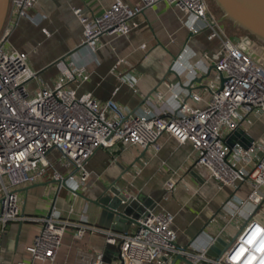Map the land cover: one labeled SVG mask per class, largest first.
<instances>
[{
  "label": "built area",
  "instance_id": "built-area-1",
  "mask_svg": "<svg viewBox=\"0 0 264 264\" xmlns=\"http://www.w3.org/2000/svg\"><path fill=\"white\" fill-rule=\"evenodd\" d=\"M37 1L9 0L0 31V231L11 222L39 223L38 233L25 248L29 255L27 264H52L69 227L75 229L76 238L96 232L104 236L107 244L117 245L118 258L110 264H176L178 260H185L183 264H264V226L251 218L220 255L213 258L206 254L208 248L194 252L176 246L177 231L172 228L174 217L169 212H148L138 221L133 234L70 222L54 209L40 217L21 214L16 190L42 175L49 165L46 156L50 151H58L79 173L80 182H84L90 176L85 164L97 150L139 146L156 154L160 150L158 140L164 134L178 144L189 142L195 164L219 188H236L248 181L253 190L247 202L259 207L264 201V143L250 172L244 165L251 163L254 146L243 149L240 145L228 148L224 144V138L241 129L249 115L264 114V66L253 60L251 51L244 47L251 46L247 39L234 42L220 20L209 11L206 0H141L142 5L134 8L116 0L98 17L83 16L79 8L73 10L81 25L80 44L73 48L74 52L84 49L93 55L100 37L128 36L138 26L134 18L157 2H165L200 22L199 26H190L191 34L204 28L208 32L207 40L219 42L223 55L213 65L217 79L207 84L209 96L203 108L188 105L175 91V85L164 83L172 98L179 100L176 106L167 107L165 94L157 91L154 102L145 100L141 110L133 114L126 113L111 100L101 104L90 94L77 96L70 84L87 81L89 72L73 59L63 66L53 88H40L33 93L28 90L27 84L36 78V73L28 66L27 54L10 46L9 37L15 18H27ZM186 53L183 49L175 61L191 77L193 68L185 62ZM203 57L208 59L207 54ZM119 81L131 82L129 78ZM185 94L195 103L202 101L197 92ZM239 164L243 166L238 167ZM73 177L69 175L67 179ZM52 178L59 188L66 182L57 172ZM174 185L171 180L165 182L164 191H172ZM122 195L125 199L133 197L127 190ZM72 212L70 207L69 213ZM84 260L85 264H109L101 254Z\"/></svg>",
  "mask_w": 264,
  "mask_h": 264
},
{
  "label": "crops",
  "instance_id": "crops-1",
  "mask_svg": "<svg viewBox=\"0 0 264 264\" xmlns=\"http://www.w3.org/2000/svg\"><path fill=\"white\" fill-rule=\"evenodd\" d=\"M115 1L38 0L27 18H15L9 44L27 54L28 66L36 73V78L27 84L28 90L33 93L40 88H53L63 66L73 59L89 72L87 81L70 84L77 96L90 94L101 104L111 100L133 114L141 110L145 100L154 102L157 91L165 94L167 107L174 108L179 100L167 92L164 83H169L175 85V91L188 105L203 108L209 96L207 84L217 79L213 65L223 51L218 41L207 40L206 29L191 34L190 26H199L200 22L165 2H157L137 15L134 21L138 26L128 36L100 37L93 55L84 49L72 51L81 40V25L73 10L79 8L83 16L98 17ZM120 1L131 8L142 5L141 0ZM183 49L188 51L185 62L193 68L191 77L175 61ZM119 78H129L131 82L121 83ZM185 92H197L202 101L195 103ZM241 130L243 134L233 146H254L251 163L244 165L250 172L264 143V114L249 115ZM158 142L160 150L156 154L139 146L97 150L85 164L90 176L84 182L58 151H50L46 156L49 165L42 175L16 190L21 214L40 217L54 209L70 222L133 234L146 212H169L174 217L172 228L177 231L176 246L194 252L209 248L215 241L220 242L222 252L250 218L264 226V201L259 207L247 202L253 190L248 181L236 188H219L195 164L189 142L178 144L166 134ZM54 172L66 181L60 188L52 178ZM69 175L74 176L72 180L67 179ZM169 180L175 185L172 191L165 192L164 184ZM107 189L139 195L129 212V221L117 219L97 203L105 198ZM38 230L39 223L33 221L8 223L0 231V264H27L29 255L25 248ZM74 231L67 228L52 264H85V258L97 254L103 256L105 263L116 262L117 245L107 244L100 233L86 232L76 238ZM183 263L185 260L176 262Z\"/></svg>",
  "mask_w": 264,
  "mask_h": 264
},
{
  "label": "water",
  "instance_id": "water-1",
  "mask_svg": "<svg viewBox=\"0 0 264 264\" xmlns=\"http://www.w3.org/2000/svg\"><path fill=\"white\" fill-rule=\"evenodd\" d=\"M220 11L221 17L220 22H229L234 28L243 30L250 36L264 46V0H210ZM9 9V0H0V31L5 23L7 13ZM234 42H240V38L234 37ZM247 42L251 45L252 41L247 39ZM255 53L250 54L251 58L256 62H259L261 54L264 50L258 46L254 47ZM64 60L61 58L60 61ZM58 63V62H56ZM214 68V66H213ZM208 76V75H206ZM219 80L223 83L224 78L222 75L219 76ZM200 82L201 80H196ZM194 82V81H193ZM243 134L241 129L232 132L227 137L224 138V144L228 148L233 147V143L239 136ZM248 146L241 147L247 149ZM123 190L107 189L104 194L105 198H101L97 203L110 213L112 216L117 217L121 221H129L128 215L133 207L139 200V195L133 196L130 199H125L122 195ZM111 195V196H110ZM104 200L108 203L104 204ZM148 214L146 212L143 217ZM142 217V218H143ZM141 218V219H142ZM138 225V222H137ZM117 251L119 253V247L117 246ZM221 253V246L219 241H215L211 246H209L206 254L209 257L217 258ZM183 259V258H181Z\"/></svg>",
  "mask_w": 264,
  "mask_h": 264
},
{
  "label": "rangeland",
  "instance_id": "rangeland-1",
  "mask_svg": "<svg viewBox=\"0 0 264 264\" xmlns=\"http://www.w3.org/2000/svg\"><path fill=\"white\" fill-rule=\"evenodd\" d=\"M206 1H207V5H208V9H209V11H210L214 16H216L218 19H220L221 14H220V15L217 14L215 7L212 5V3H210L209 0H206ZM221 23L224 25L227 34H228L232 39H233L234 37H238V38L241 39V42H243V40H244L243 38H244V35H245V34H244L241 30H239V29H237V28H234L229 22H221ZM254 43H255L256 46H258L259 48H261V49L264 50V46H263L262 44L258 43L256 40H254ZM244 47L247 48V49H246L247 51H251L250 46H245V45H244ZM261 58H262V60H261V62H260V61H259V62H260V64H262V65L264 66V53L261 54ZM220 135L222 136V135H223V132H220Z\"/></svg>",
  "mask_w": 264,
  "mask_h": 264
},
{
  "label": "flooded vegetation",
  "instance_id": "flooded-vegetation-1",
  "mask_svg": "<svg viewBox=\"0 0 264 264\" xmlns=\"http://www.w3.org/2000/svg\"><path fill=\"white\" fill-rule=\"evenodd\" d=\"M243 39L245 40V39H250V38L247 37L246 35H244V38H243ZM240 40H241V39H240ZM250 41H252V44H251V46H250V49H251V53L253 54V53H255L254 47H255L256 45H255V43H254V40L250 39ZM261 60H262V58L259 59L260 62H261Z\"/></svg>",
  "mask_w": 264,
  "mask_h": 264
},
{
  "label": "trees",
  "instance_id": "trees-1",
  "mask_svg": "<svg viewBox=\"0 0 264 264\" xmlns=\"http://www.w3.org/2000/svg\"><path fill=\"white\" fill-rule=\"evenodd\" d=\"M210 1V0H209ZM210 3H212L211 1H210ZM212 5L215 7V9H216V12H217V14H221L220 13V11H219V9L212 3ZM240 30V29H239ZM247 37H249L250 39H252V40H255L254 39V37H252V36H250L248 33H246V32H244L243 30H241Z\"/></svg>",
  "mask_w": 264,
  "mask_h": 264
}]
</instances>
